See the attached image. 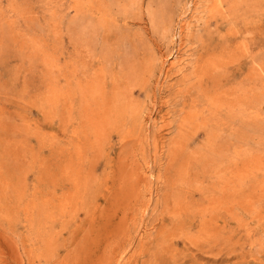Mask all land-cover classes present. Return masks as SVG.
I'll use <instances>...</instances> for the list:
<instances>
[{
    "label": "rangeland",
    "instance_id": "obj_1",
    "mask_svg": "<svg viewBox=\"0 0 264 264\" xmlns=\"http://www.w3.org/2000/svg\"><path fill=\"white\" fill-rule=\"evenodd\" d=\"M0 264H264V0H0Z\"/></svg>",
    "mask_w": 264,
    "mask_h": 264
},
{
    "label": "bare ground",
    "instance_id": "obj_2",
    "mask_svg": "<svg viewBox=\"0 0 264 264\" xmlns=\"http://www.w3.org/2000/svg\"><path fill=\"white\" fill-rule=\"evenodd\" d=\"M215 6V5H214ZM251 38V37H250ZM251 40V39H250Z\"/></svg>",
    "mask_w": 264,
    "mask_h": 264
}]
</instances>
